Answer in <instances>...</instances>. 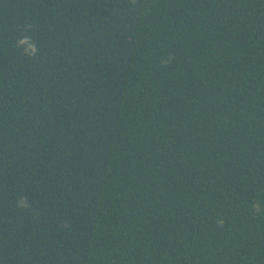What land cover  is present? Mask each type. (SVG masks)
I'll return each mask as SVG.
<instances>
[{"label":"trees","instance_id":"obj_1","mask_svg":"<svg viewBox=\"0 0 264 264\" xmlns=\"http://www.w3.org/2000/svg\"><path fill=\"white\" fill-rule=\"evenodd\" d=\"M0 264H264V0H0Z\"/></svg>","mask_w":264,"mask_h":264},{"label":"clouds","instance_id":"obj_2","mask_svg":"<svg viewBox=\"0 0 264 264\" xmlns=\"http://www.w3.org/2000/svg\"><path fill=\"white\" fill-rule=\"evenodd\" d=\"M17 46L18 47H23L24 53L29 56V57H34L38 49L35 45V43L31 40V38L27 35L20 36L17 40ZM29 206L27 197H21L20 200L18 201L17 207L19 208H27ZM252 209L254 213H260L261 211V205L259 202L254 203L252 206ZM221 224L223 221L220 222Z\"/></svg>","mask_w":264,"mask_h":264}]
</instances>
